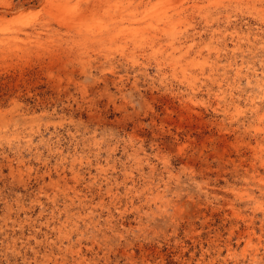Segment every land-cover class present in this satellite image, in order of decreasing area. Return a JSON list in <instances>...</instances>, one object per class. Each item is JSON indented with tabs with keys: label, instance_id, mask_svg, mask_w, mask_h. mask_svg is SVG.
Returning a JSON list of instances; mask_svg holds the SVG:
<instances>
[{
	"label": "rangeland",
	"instance_id": "1",
	"mask_svg": "<svg viewBox=\"0 0 264 264\" xmlns=\"http://www.w3.org/2000/svg\"><path fill=\"white\" fill-rule=\"evenodd\" d=\"M0 264H264V0H0Z\"/></svg>",
	"mask_w": 264,
	"mask_h": 264
}]
</instances>
